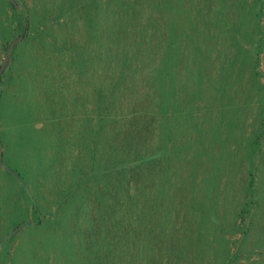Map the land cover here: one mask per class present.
Wrapping results in <instances>:
<instances>
[{"label": "rangeland", "instance_id": "rangeland-1", "mask_svg": "<svg viewBox=\"0 0 264 264\" xmlns=\"http://www.w3.org/2000/svg\"><path fill=\"white\" fill-rule=\"evenodd\" d=\"M255 2L186 0L166 12L182 74L171 124L155 134V187L141 192L132 248L110 221L89 227L93 189L64 188L76 166L105 172L93 169L89 112L107 87L91 52L103 57L107 0H0V264H264V0Z\"/></svg>", "mask_w": 264, "mask_h": 264}, {"label": "trees", "instance_id": "trees-1", "mask_svg": "<svg viewBox=\"0 0 264 264\" xmlns=\"http://www.w3.org/2000/svg\"><path fill=\"white\" fill-rule=\"evenodd\" d=\"M185 1L107 0V7L104 8L106 27L103 31V57L95 49L91 50L96 65L105 63L103 74L96 69L95 78L96 83L103 78L101 85L107 87L103 85V90L94 92L93 100L90 101L92 110L89 112L93 169L97 171L105 164V172L103 178L97 173L88 177L84 169L76 166L74 187L72 179L68 187L64 188L68 190L66 195L74 192L72 196H77L81 189H93V203L88 210L91 212L87 220L89 227L96 230L110 221L125 232L127 243L134 245L132 248L140 239L138 233L142 224L138 221V205L142 201L141 192H150L155 187L152 168L156 151L155 134L167 120L171 124L166 116L170 105L168 99L175 92L174 77L179 83L182 74L184 50H179L181 58L177 55L176 59H172L174 54L170 53L169 45L168 54L171 33L170 18L166 15L177 2L185 6ZM255 1L252 0L251 8L255 7ZM238 6V9L244 8L241 4ZM157 10L160 15H157ZM94 12L91 22L96 25L99 9L96 8ZM80 15L84 17L87 11L84 9ZM82 19L75 21V30L72 32L78 39V52L85 49V43L79 45L85 34L84 23L80 21ZM101 38L102 35L96 37L97 40ZM174 41L176 47L182 49V41ZM71 48L64 46L59 53L63 54V49ZM74 101L81 107L85 105L80 95ZM83 156L82 152L78 154L80 160H83ZM162 159L165 161L167 157L163 156ZM103 181L105 185L101 189L100 182ZM32 206L34 210L37 207L34 202Z\"/></svg>", "mask_w": 264, "mask_h": 264}, {"label": "water", "instance_id": "water-1", "mask_svg": "<svg viewBox=\"0 0 264 264\" xmlns=\"http://www.w3.org/2000/svg\"><path fill=\"white\" fill-rule=\"evenodd\" d=\"M20 229H21V228H18L15 232H13V234L16 233V232H18Z\"/></svg>", "mask_w": 264, "mask_h": 264}]
</instances>
